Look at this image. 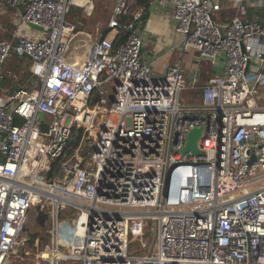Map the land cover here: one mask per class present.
Here are the masks:
<instances>
[{"label": "built area", "instance_id": "2783aa9c", "mask_svg": "<svg viewBox=\"0 0 264 264\" xmlns=\"http://www.w3.org/2000/svg\"><path fill=\"white\" fill-rule=\"evenodd\" d=\"M89 1L0 0L20 15L0 37V264H27L24 219L45 199L51 242L34 264H264V23L244 18L248 0H225V21L222 0H148L171 9L183 53L156 76L135 0H112L108 31L82 62L67 55L65 15ZM120 29L129 34L115 44ZM12 52L39 84L6 96ZM184 88L197 97L183 99ZM201 125V153L183 151ZM66 207L77 211L60 236Z\"/></svg>", "mask_w": 264, "mask_h": 264}, {"label": "crops", "instance_id": "0c3cea01", "mask_svg": "<svg viewBox=\"0 0 264 264\" xmlns=\"http://www.w3.org/2000/svg\"><path fill=\"white\" fill-rule=\"evenodd\" d=\"M92 1L93 0H90L85 4L75 5V7L86 9V7L92 4ZM221 2L222 10L217 13L216 19L218 21H225L233 10L227 8L225 0ZM111 9L112 7L110 5V13ZM19 17L20 15L16 10L9 7L0 8V37L10 35V30L19 23ZM244 18L258 20L264 23V0H248ZM80 21L78 19L77 25L72 22L75 25V31L67 51V55L78 62H82L85 59L92 42L90 41V43H88L89 39L87 35L89 34L81 30ZM175 26L176 21L169 7H151L148 4L147 17L145 20H140L136 26L143 37V60L154 65L157 58L169 55L168 60H166V65L163 64L162 69L160 68V72L154 73L156 76H161L167 65L182 58L183 53L180 48V37L175 31ZM22 30H24L26 34H32L31 29L28 27H24ZM146 45L150 47L149 52H145ZM3 68L4 77L2 85L6 96L19 88L32 89L38 87L39 82L32 71V62L29 59L11 53L6 59ZM187 78H191L190 73H187ZM204 81L205 80L201 79L200 83L202 84ZM189 95L193 96L192 93H189ZM194 96L197 97V95Z\"/></svg>", "mask_w": 264, "mask_h": 264}, {"label": "rangeland", "instance_id": "374dc122", "mask_svg": "<svg viewBox=\"0 0 264 264\" xmlns=\"http://www.w3.org/2000/svg\"><path fill=\"white\" fill-rule=\"evenodd\" d=\"M109 13H110V7H107V4L105 3L104 0H93L92 4L88 7H86V9L71 6L70 10L65 15V19L69 22L75 23L76 25L78 24L77 23L78 19H79V21L81 20L80 21L81 22L80 28H81V30H83L84 32H87L89 34V35H87V38L89 39L88 43H90V41L97 38L102 33L103 29L107 26L106 21L108 19ZM22 33H24V30H22ZM145 49H146L145 52L150 51V47L147 45H146ZM87 54H88V52H87ZM168 56L169 55L164 56V57L161 56L160 58H157L154 65H151L153 73L156 74L157 72H160V68L162 69L163 64L166 65V63H167L166 60H168ZM197 92H198V88L193 89V90H189L187 88H184L181 91V97L185 100L193 101L194 97L192 98L189 95V93H192L194 96L197 94ZM44 203L49 204L50 208L52 209L53 201L51 199H45ZM40 207H41L40 205L34 204L32 207L29 208V210L26 213V216L24 219V224H25L24 235H25V238H28V234L30 231L35 230V229H39L38 225L36 224V216L38 214V211L40 210ZM73 221L74 220L72 219L71 220L72 224H73ZM58 226H59V235L60 236H63V235L69 236V226H64L62 224V222H60L58 224ZM147 236H149V234H147ZM48 242H51V235L49 236V240L43 245V247L40 246V240L39 239H36L34 241V245L36 248H38V250H41L42 248H44V246ZM36 248H34V250L32 249V251H30L31 249H29L28 247L23 248L21 245L18 247V252L21 253V251L22 252L24 251V253L26 254L25 255L26 263L27 264H34V260H35L34 254L37 251ZM129 253H132V251L129 250ZM14 262L15 261L11 257V264H14ZM57 264H80V263L76 262L74 260L65 259V260L58 261Z\"/></svg>", "mask_w": 264, "mask_h": 264}, {"label": "trees", "instance_id": "16d2710c", "mask_svg": "<svg viewBox=\"0 0 264 264\" xmlns=\"http://www.w3.org/2000/svg\"><path fill=\"white\" fill-rule=\"evenodd\" d=\"M105 3L107 4V7H112V0H104ZM147 2L148 0H135L132 9L134 8H138L141 9L142 11V15H141V20H145V18L147 17ZM75 7V6H72ZM110 15V13H109ZM108 15V17H109ZM125 17H129L132 18V13H129L127 16ZM108 21V19H107ZM107 21H106V25H107ZM108 29L107 26L103 29L102 34L105 35L107 33ZM129 34V31L127 30H123L120 29L116 39H115V44L119 43L120 41L124 40L127 35ZM9 37V35H5L4 38ZM14 53V52H12ZM82 128H77L76 129V134L68 140L67 145H66V152L70 153L73 148L77 145L80 135L82 133ZM52 171H55L60 163V160H55L52 162ZM51 174V173H50ZM76 209L73 207H66L64 209H60L58 211V219L60 221L63 222L64 226H69L70 225V220L72 217H74L76 215ZM51 220H52V216L50 213V205L49 204H45L43 207H40V210L38 211V214L36 216V224L38 225L39 229H35L29 232L28 234V238L27 240L22 244V247H28L29 249H31L30 251H32V249L34 250L35 245H34V241L36 239L40 240V246L43 247V245L49 240V229L51 227ZM134 244V243H132ZM21 254L26 255L24 253V251H21Z\"/></svg>", "mask_w": 264, "mask_h": 264}, {"label": "water", "instance_id": "95a60500", "mask_svg": "<svg viewBox=\"0 0 264 264\" xmlns=\"http://www.w3.org/2000/svg\"><path fill=\"white\" fill-rule=\"evenodd\" d=\"M30 25L34 28H40L38 25H35V24H30ZM38 117L42 118L43 114L40 113L38 115ZM42 129L45 130L46 127L43 126ZM202 131H203L202 125L189 129V131L186 134V139H185L183 151H190L191 153H194V154H200L201 153L200 150L198 149V146H197V140L200 137ZM254 159H255L254 154H251V157L248 160V163L250 164Z\"/></svg>", "mask_w": 264, "mask_h": 264}, {"label": "bare ground", "instance_id": "6f19581e", "mask_svg": "<svg viewBox=\"0 0 264 264\" xmlns=\"http://www.w3.org/2000/svg\"><path fill=\"white\" fill-rule=\"evenodd\" d=\"M35 201H36V200H34V202H35ZM43 262H44L45 264H49L47 260H44Z\"/></svg>", "mask_w": 264, "mask_h": 264}]
</instances>
